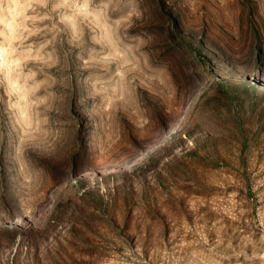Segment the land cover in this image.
Returning a JSON list of instances; mask_svg holds the SVG:
<instances>
[{"label":"rangeland","instance_id":"obj_1","mask_svg":"<svg viewBox=\"0 0 264 264\" xmlns=\"http://www.w3.org/2000/svg\"><path fill=\"white\" fill-rule=\"evenodd\" d=\"M0 264H264V0H0Z\"/></svg>","mask_w":264,"mask_h":264}]
</instances>
